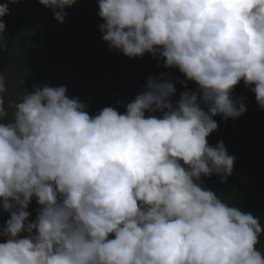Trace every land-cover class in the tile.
<instances>
[{"label":"clouds","instance_id":"1","mask_svg":"<svg viewBox=\"0 0 264 264\" xmlns=\"http://www.w3.org/2000/svg\"><path fill=\"white\" fill-rule=\"evenodd\" d=\"M14 2L0 4V36ZM38 2L62 24L76 0ZM98 8L110 51L149 54L197 91L173 101L174 83L149 77L124 113L90 115L66 86L45 85L25 90L6 120L0 75V207L9 213L0 264H264L260 219L201 179L232 174L235 157L208 137L215 117L246 113L235 88L243 82L264 110V0H98Z\"/></svg>","mask_w":264,"mask_h":264},{"label":"trees","instance_id":"2","mask_svg":"<svg viewBox=\"0 0 264 264\" xmlns=\"http://www.w3.org/2000/svg\"><path fill=\"white\" fill-rule=\"evenodd\" d=\"M4 3L8 0H0ZM65 11L67 16L61 24L38 0L9 3V15L3 17L6 28L0 36V63L14 60L21 65L20 71L9 75L8 85L15 95L22 97L25 90L32 92L34 87L45 85L66 86L67 95L78 97L89 114L95 115L104 107L124 113L125 105L146 89L149 77L163 75L170 79L176 88L173 101H178L185 90L197 91L196 84L186 81L178 69L165 68L162 60L149 54L142 58H129L121 52L107 56L113 52L99 37L103 21L98 16V0H76ZM88 49L98 63L86 58ZM74 64L73 72L70 68ZM73 73L79 84L71 79ZM138 81L140 88L135 86ZM183 83H187V89ZM233 97L243 99L246 113L235 120L215 117L218 128L208 137L213 146L223 141L228 154L235 157L232 174L225 183L215 174L201 179L203 186L225 203L251 212L264 226V110L243 82L235 88ZM257 247L264 254V234Z\"/></svg>","mask_w":264,"mask_h":264},{"label":"rangeland","instance_id":"3","mask_svg":"<svg viewBox=\"0 0 264 264\" xmlns=\"http://www.w3.org/2000/svg\"><path fill=\"white\" fill-rule=\"evenodd\" d=\"M99 37H100V39H102V34H100ZM108 50H109V46H108ZM105 51L107 53V50H105ZM111 51L113 53H109L108 52L107 56H109L110 54H111V56H114V54L118 55V53H117L118 51L117 50L113 49ZM86 58H90V59L94 60L95 63H98V60L93 57V54H92L91 50H89V49L86 50ZM18 63L19 62H15L14 60H7L5 62H1L0 63V75H3L6 78V87H7V92L2 94L3 98H4V106H5V108L7 109L8 113H9L8 117L6 118V120L11 119L12 113L14 112L13 105H14L15 102H18L21 99V96H18L17 94L15 95V93L12 92L11 87H9V85H8L10 83L11 78H12L9 75L17 73L18 71L21 70V65L18 64ZM110 63L111 62H108V64L103 62V64H106L107 66H110ZM76 66H77V64H74L70 68L71 71L74 72ZM135 71L136 70L134 69L133 70V74L134 75H135ZM71 76H72L71 79L74 80L75 82H77V84H79V82L77 81V78H74L75 77L74 73L71 74ZM107 80H109V79H107ZM140 82L141 81H138L136 83L135 86L137 88L141 87V83ZM77 91L78 92H82L80 89H78ZM38 207L39 206H37V207L35 206V207H33V208H31L29 210L30 219L33 220V221L35 220L36 211H37ZM8 218H9V213L4 212L2 207H0V228H2L4 226V224L8 220ZM3 242H5V238L0 236V243H3Z\"/></svg>","mask_w":264,"mask_h":264},{"label":"flooded vegetation","instance_id":"4","mask_svg":"<svg viewBox=\"0 0 264 264\" xmlns=\"http://www.w3.org/2000/svg\"><path fill=\"white\" fill-rule=\"evenodd\" d=\"M37 207V206H39L37 203H36V201H32V203H31V205H30V207H29V209H28V211L31 209V208H33V207ZM9 219V218H8Z\"/></svg>","mask_w":264,"mask_h":264}]
</instances>
